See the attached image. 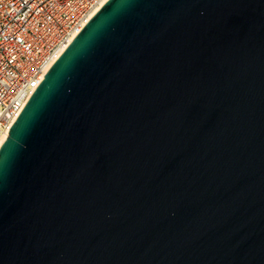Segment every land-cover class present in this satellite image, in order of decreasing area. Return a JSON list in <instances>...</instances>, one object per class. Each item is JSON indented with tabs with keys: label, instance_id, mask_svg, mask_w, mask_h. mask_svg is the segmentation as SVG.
<instances>
[{
	"label": "water",
	"instance_id": "obj_1",
	"mask_svg": "<svg viewBox=\"0 0 264 264\" xmlns=\"http://www.w3.org/2000/svg\"><path fill=\"white\" fill-rule=\"evenodd\" d=\"M0 264H264V0H107L0 145Z\"/></svg>",
	"mask_w": 264,
	"mask_h": 264
},
{
	"label": "built area",
	"instance_id": "obj_2",
	"mask_svg": "<svg viewBox=\"0 0 264 264\" xmlns=\"http://www.w3.org/2000/svg\"><path fill=\"white\" fill-rule=\"evenodd\" d=\"M106 1L0 0V136L10 130L52 64Z\"/></svg>",
	"mask_w": 264,
	"mask_h": 264
},
{
	"label": "bare ground",
	"instance_id": "obj_3",
	"mask_svg": "<svg viewBox=\"0 0 264 264\" xmlns=\"http://www.w3.org/2000/svg\"><path fill=\"white\" fill-rule=\"evenodd\" d=\"M57 54H59V53H57ZM7 131H8V128H7V130L0 136V145H1V143H2V141L5 139V137L7 136Z\"/></svg>",
	"mask_w": 264,
	"mask_h": 264
}]
</instances>
